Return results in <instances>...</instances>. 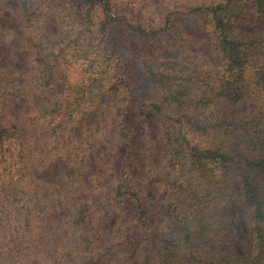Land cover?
Segmentation results:
<instances>
[{"label": "trees", "instance_id": "trees-1", "mask_svg": "<svg viewBox=\"0 0 264 264\" xmlns=\"http://www.w3.org/2000/svg\"><path fill=\"white\" fill-rule=\"evenodd\" d=\"M160 2L0 0L29 90L0 54V264H264V0Z\"/></svg>", "mask_w": 264, "mask_h": 264}, {"label": "rangeland", "instance_id": "rangeland-1", "mask_svg": "<svg viewBox=\"0 0 264 264\" xmlns=\"http://www.w3.org/2000/svg\"><path fill=\"white\" fill-rule=\"evenodd\" d=\"M158 3H161L162 0H157ZM17 2H12L11 5L14 7L17 6ZM6 12V16L4 19L5 25H7V34H10V42L6 44L5 46L0 47V54L1 57L6 65L11 66L15 70H18L19 74H17V79L15 80V90L17 97L20 98V101L23 103V106L25 103H28V87L26 85L27 80V70L25 69V60L23 52H21V36L23 29L21 28L20 24L12 19L11 17L14 16L12 12V8L8 7ZM9 17V18H8ZM255 24L250 26L248 29L252 30L253 28L258 27L259 29L263 26L259 23V20L255 17L254 18ZM191 25V22H190ZM193 29V26H189ZM13 30H9V29ZM52 30L54 33H61V31H58L57 27L54 25L52 27ZM197 36H200L198 33ZM84 69V61L81 60L74 68H72L69 72H67L66 76L70 77V79L76 81L79 79L82 71ZM66 81L62 80L60 82V90H63L66 86ZM21 105V107H23ZM27 109V108H23ZM88 111L85 112V115L82 118V122L80 125V128L77 130V134L81 135L83 133L92 131L97 128L99 125V121L102 119L103 113L99 110H96L95 108L87 109ZM9 147H11L13 150L16 148V145L14 142L9 143ZM52 176L51 174H48L44 178V185H46V196L48 199V206L50 207V214L49 218H60L62 215L66 213L65 205L62 201V199L59 196V193L53 189V186L48 180ZM53 181V180H52ZM51 181V182H52ZM234 191H237V188L234 189ZM231 221L233 223V226L236 230L237 240H236V246L238 252L244 257L248 251L249 248V227L246 222L244 211L242 206L238 203L237 200H235L232 203L231 207V213H230ZM134 252V251H133Z\"/></svg>", "mask_w": 264, "mask_h": 264}]
</instances>
